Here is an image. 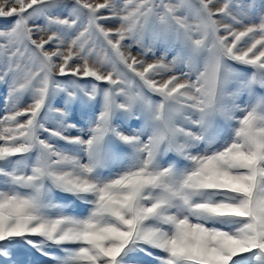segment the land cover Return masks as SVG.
Here are the masks:
<instances>
[{
    "label": "snow or ice",
    "instance_id": "obj_1",
    "mask_svg": "<svg viewBox=\"0 0 264 264\" xmlns=\"http://www.w3.org/2000/svg\"><path fill=\"white\" fill-rule=\"evenodd\" d=\"M0 264H264V0H0Z\"/></svg>",
    "mask_w": 264,
    "mask_h": 264
},
{
    "label": "rangeland",
    "instance_id": "obj_2",
    "mask_svg": "<svg viewBox=\"0 0 264 264\" xmlns=\"http://www.w3.org/2000/svg\"><path fill=\"white\" fill-rule=\"evenodd\" d=\"M100 2H102V0H100ZM33 258H35V259H39L40 257H39V256L29 257V259H33Z\"/></svg>",
    "mask_w": 264,
    "mask_h": 264
}]
</instances>
